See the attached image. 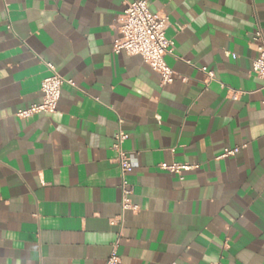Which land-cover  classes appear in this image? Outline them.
Listing matches in <instances>:
<instances>
[{
	"label": "crops",
	"instance_id": "obj_1",
	"mask_svg": "<svg viewBox=\"0 0 264 264\" xmlns=\"http://www.w3.org/2000/svg\"><path fill=\"white\" fill-rule=\"evenodd\" d=\"M131 1L0 0V264H105L119 233L121 264H264V0H147L169 18L165 86L114 51ZM46 63L76 86L20 119ZM119 128L138 211L122 208Z\"/></svg>",
	"mask_w": 264,
	"mask_h": 264
},
{
	"label": "built area",
	"instance_id": "obj_2",
	"mask_svg": "<svg viewBox=\"0 0 264 264\" xmlns=\"http://www.w3.org/2000/svg\"><path fill=\"white\" fill-rule=\"evenodd\" d=\"M169 26V18L166 15L153 14L149 9L147 0H133L127 2L125 10L119 19L118 38L114 42V51L116 53L126 52L130 56H141L144 62L152 68L161 77L162 85L171 84L174 80L175 73L166 62V56L173 54L174 44L166 37V30ZM254 41L257 46V56L253 61L252 73L263 81L264 91V36L261 30L254 34ZM236 58V56H233ZM49 75L42 82V102L34 104L25 110L17 112L16 116L23 120L39 115H53L57 112L58 104L62 96L64 85L75 87L72 80L63 78L52 63H46ZM210 81L215 80V73L206 68L202 69ZM129 135L119 128L115 136L114 150L117 152V162L121 172V191H122V208L123 211H138V207L132 202L133 189L127 179L133 169L132 156L123 148L124 143L128 140ZM240 148L227 149L221 158L235 156ZM160 168L179 176L184 180V174L196 168L192 164H161ZM120 224L123 223V216L119 218ZM118 222L112 220L111 224L116 225ZM122 234L119 233L118 239L112 244L111 253L105 264H121L119 255V244Z\"/></svg>",
	"mask_w": 264,
	"mask_h": 264
}]
</instances>
